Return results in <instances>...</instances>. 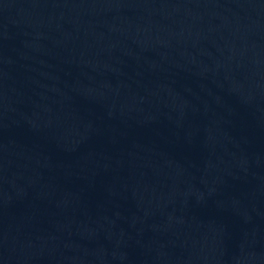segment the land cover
I'll return each instance as SVG.
<instances>
[{
    "label": "water",
    "instance_id": "water-1",
    "mask_svg": "<svg viewBox=\"0 0 264 264\" xmlns=\"http://www.w3.org/2000/svg\"><path fill=\"white\" fill-rule=\"evenodd\" d=\"M0 264H264V0H0Z\"/></svg>",
    "mask_w": 264,
    "mask_h": 264
}]
</instances>
